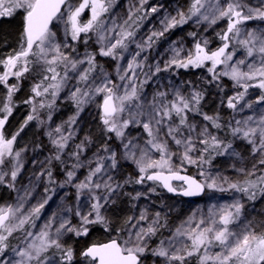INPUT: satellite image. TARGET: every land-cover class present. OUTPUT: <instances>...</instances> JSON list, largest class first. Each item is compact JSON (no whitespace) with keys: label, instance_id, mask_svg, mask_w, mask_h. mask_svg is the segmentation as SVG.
Returning <instances> with one entry per match:
<instances>
[{"label":"snow or ice","instance_id":"1","mask_svg":"<svg viewBox=\"0 0 264 264\" xmlns=\"http://www.w3.org/2000/svg\"><path fill=\"white\" fill-rule=\"evenodd\" d=\"M112 2L80 0L73 6L69 0H0V18H10L18 11L23 12L18 48L0 58V85L7 90L6 98L0 106V165H4L10 157L16 161L10 172L0 171V184L15 188L14 182L22 168V150L15 151L14 144L28 122L36 118L29 114L16 133L10 137L5 135V125L13 113V96L19 91V81L25 74L36 73L38 79L31 87L32 95L24 101L32 105V113H36L37 98L39 108L51 109L54 106L69 81L71 70L77 73V85L83 87L76 86L70 92L69 98L77 111L66 123L69 127L75 124L87 102L96 96L102 98L98 105L102 133L107 140L112 139L108 134H114L123 148L120 158L131 160L138 169L135 180L125 183L143 184L152 181L168 192L179 191L184 196L198 195L205 187L221 191L231 189L245 194L250 200L257 198V190L264 195V114L258 118L248 116L243 120H235V126L229 121L232 138L246 141L251 146L252 154L260 157L252 165L251 171L239 170L245 176L242 181L229 182L227 177L213 176L204 169V165L211 163L213 154L238 156L239 153L234 151L232 141L225 142L213 133L212 129L218 130L224 125L220 123L218 114L208 115L201 111L203 91L193 86L188 94H184L179 87L173 86L170 92L158 91L151 100L144 99L141 96L144 82L138 87L134 79L135 70L143 63L137 61L144 50L141 45H137L140 51L128 62L123 74L119 75L120 84L111 80L107 73H103L100 82L96 83L93 74L98 67L97 53H86L82 59L73 57L75 48L69 41L78 42L83 35L86 44L88 34L95 31L98 43L102 44L98 54L114 59L122 58L120 53L128 47L126 41L134 36V31H128L125 27L132 20V14L129 13L128 20L120 26L118 32L108 29L103 17L109 12ZM139 3L137 14L142 19L139 13L147 0H139ZM160 7H152L150 13L158 12ZM64 9H67V19L64 21L65 35L61 41L53 30V22L64 18ZM85 9H89L91 15L82 23L81 16ZM150 13L144 12V16ZM193 18L197 24L207 23L209 26L218 21H226V28L216 33L219 46L213 49L209 39H196L198 33L191 32L189 35L195 41L192 49L182 56V46L173 48L174 54L166 62L164 70L205 68L210 74V82H216L218 87H222L219 84L222 77L230 78L235 86L242 89L227 99V107L233 110L238 105L241 111L245 107H253L252 102L240 104L250 88L261 90L255 103H264V31L245 29L248 21L264 22V0H260L256 7L244 3V0H191L186 12L178 10L175 16H165L161 21L163 31L153 32L148 37V46H151L154 38L163 36L165 32ZM108 31H112L113 36L104 45L106 35L103 33ZM240 49L244 50V58L235 59ZM83 65L87 67L80 70ZM160 71L157 66L156 72ZM11 78L17 83H9ZM49 97L51 101L45 104L44 100ZM190 113L201 115L208 123L201 127L191 122ZM131 125L141 127L146 133L148 139L144 147L136 143V138L128 137L126 130ZM62 131V126L55 129L57 138L52 139V144L56 154L51 159L60 160V153L71 139V133L65 136ZM48 135L52 137L53 133L49 132ZM173 145L177 150H173ZM76 149L71 155L77 163L66 172L65 184L72 183L76 176L75 170L82 166L79 163L82 144L76 145ZM100 151L107 155L96 156V166L90 168L85 179L75 185L78 198L86 190L90 201L87 212H82L79 207L75 211L69 209L77 218V223L74 224L70 218L62 219L52 231L54 221L50 219L39 232L28 231L25 225L34 226V218L39 216L51 197L33 207L27 215L22 212L23 203L0 206V264H77L78 259L79 264H144L146 255L163 258L164 264H189V259L193 257L198 264H264V221L254 222L242 218L244 205L239 200L210 208L208 216L198 221L194 216L190 217L185 222L187 227L182 224L171 236L160 239L156 247H152L153 237L158 236L167 226L166 223L161 222L160 213L150 218L146 211H142L139 216L130 215L122 219H114V214H109V205H115L113 197L117 196L122 185L113 183L111 175L107 179L102 177L110 170L117 169L119 159L118 153L107 142L101 146ZM177 157L178 164L175 162ZM188 165L197 166L204 180L181 174ZM257 165L261 171L259 176L256 175ZM47 175L49 181L53 182L51 170H48ZM173 181L182 183L177 188L173 186ZM224 184H227V189ZM150 191L154 192L155 188ZM140 195L137 193L133 199H138ZM117 224L120 226L117 227ZM96 227L108 233L114 232L115 238L104 243L88 244L78 254L76 247L65 239L66 236L86 238ZM16 233L23 235L17 236L19 242L12 246L10 238Z\"/></svg>","mask_w":264,"mask_h":264},{"label":"rangeland","instance_id":"2","mask_svg":"<svg viewBox=\"0 0 264 264\" xmlns=\"http://www.w3.org/2000/svg\"><path fill=\"white\" fill-rule=\"evenodd\" d=\"M79 2L80 0L69 1V3H71L73 6H76ZM190 3L191 0H147V4L144 5L143 10L139 13V17H143L142 19H140L138 18L137 14V9L140 8L139 0H113L109 12L106 13L103 17L105 25L108 29H115V31L118 32L120 30V26L124 25V22L128 20L129 13L131 12L132 20H130L129 25H125V27L128 31H134V36L129 41H126L128 47L126 50H122V52L120 53V55H122V58L114 59L112 57H105L98 54L102 44L98 43L97 32L94 31L88 34V36L91 37L90 45L92 46L93 51L96 50V56L105 58L111 62L110 68L97 64L98 67L96 69V72L93 74L96 83L100 82V77L103 73H107L108 77L111 80H113L117 84H120L121 81L119 80V75L123 74V71L127 67L128 62L138 51H140L137 45H141L143 46L144 50L141 52L140 56L137 57V61H142L143 63L140 68H137L135 70L136 77L134 79L138 87L140 86L141 82H144L141 90V96L144 99L151 100L154 94L158 91L170 92L173 86L179 87L184 94H188L194 86L196 90L203 91V93L206 92V98L202 100L201 104L203 105L200 106L201 111L203 113H207L208 115L218 114L220 117L223 116L224 112H221V109L218 105L219 97L228 99V97L234 96L237 91H242L241 88L235 86L234 81H232L228 77H224L230 81V88H228L226 94L222 95L220 94V92L223 93L227 87H224L222 85V87H218L216 86V83L210 82L207 79V74L205 72L198 71L196 69L197 71H195L193 74H181L174 68H169L168 70L164 69L166 62H168L174 54L173 48H179L182 46L184 48V52L181 53L182 56L186 55L187 51L192 49L195 41L193 37L189 35V33L191 32L198 33L196 39H209L211 41V48L214 49L218 47L220 41L216 37V33L226 28V21H218L217 24L209 26L207 23L197 24L195 18H193L187 23L165 32L163 36L154 38L151 41V46H148V37L151 36L153 32L163 31L161 21L165 18V16H175L178 10L186 12ZM244 3L252 7H256L259 5L260 0H244ZM154 6L162 7H160V10L158 12L150 13V9ZM64 12L65 15L63 19H58L53 22V30L57 32V38L61 41L63 40L65 35L64 21L67 19V9H64ZM144 12H149L150 14L144 16ZM90 15V10L85 9L84 13H82L81 16V22H86L90 18ZM15 16L23 19V12L18 11L14 14L13 17ZM13 17L7 19H11ZM17 20L18 19H15L13 21L17 22ZM2 22L3 20H1L0 26ZM12 24L13 22H11V25L6 26V28L3 26L2 30L3 28L4 30L11 28L12 32H14L15 30ZM245 29H258L264 31V22H261L259 20L248 21ZM103 34L106 35V39L103 42V44L106 45L109 40H111L113 32L108 31ZM84 39L85 38L82 35L81 40L78 42L69 41V43L72 44V46L75 48V52L73 53L74 58L82 59L84 58L86 53H93V51L91 50V46L88 45L89 40L87 39V43L85 44ZM17 43L18 39L16 38L10 44L8 42V45H6L7 47L4 49V52L0 54V58L15 50ZM80 43L84 44V46L82 47ZM241 58H244L243 49H240L235 57V59ZM157 66L161 69L160 72H156ZM83 67H87V65L81 66L80 70H83ZM25 76V78H22L19 81V84H21V89L23 88L22 90L24 92H29L31 91V87L37 81L38 77H36L35 72L25 74ZM76 76L77 73L69 70V81L66 87L57 97L54 106L51 109L47 107L39 108V100H37L38 114L37 112L32 113V105L24 103L21 106L22 110L19 111L16 117H14V112L16 109L11 115V117L13 118L10 124L12 125V129H17V126H21V124H23L24 120L27 118L23 109H26L30 114H37L36 118L40 117L41 113L45 114V116L47 117V121L45 124L46 128L44 131V135L47 138V140H45V145H47V143L50 144L45 146L41 142H39V140L42 138L41 135H37L38 131L36 130V128L38 127V125L36 122H34L36 121V118L32 121H29L25 126L28 128L23 129V131L20 132L14 144L15 151L22 150L20 157V164H22V168L17 176L16 181L14 182L15 188H9L6 184H0V206H17L20 203H23L24 207L22 209V212L25 215H27L33 207L42 203L46 198L51 197L50 199H48V203L44 205V208L41 210L39 216L34 218V226H32V224L25 225V228L28 231H32L33 233L39 232L41 228H43L44 225L49 222L50 219L54 221L52 229V231H54L55 227H58L59 223L62 221V217L60 216L61 213L69 211L71 205L75 209L79 207L82 212H87L89 210L88 204L90 203V201L88 199L87 191L85 190L84 192L80 193L78 198L75 185L85 179V177L89 173L90 168H94L96 166V156L107 155L106 153L100 151L103 144H105L106 142L109 143V140L107 141V137L101 131L102 125L100 121V109L98 107L102 99L100 96L94 97L83 106V111L80 112L75 124H72L69 127V125L66 123L70 117L75 116L77 111L75 104H72L74 102L69 98L70 92L76 86L83 87V85H77ZM10 80L11 83H17L14 78H11ZM186 82L191 83L188 84ZM260 94V89L250 88L245 96V100L241 101L240 104L243 105L248 102L253 103L257 100ZM29 97H26L25 99L28 100ZM50 101L51 98L49 97L44 100V103L47 104ZM1 104H3V100H1ZM256 105L259 107V114L255 117L258 118L260 114H264V111H262V109H264V103H256ZM247 109L248 108L245 107L241 111L240 105H238L236 110L230 109L232 112L229 113V115H232V117L227 115V118L232 122L233 126H235V120H243L250 116ZM49 114H51V119H49ZM197 116L199 118L195 120L189 118V120L203 127L204 125L202 122V116L199 114H197ZM125 118H127V116H125ZM57 126H62L63 135L67 136L69 135V133H71V139H69L67 147L62 153H60V160L51 159L56 154V148L52 144V139L57 138L55 134V129ZM17 131L18 130H16V132ZM126 131L129 138H136V143L139 144L140 147H144V143L148 139V137L146 133L143 132V129L141 127L137 125H131ZM49 132L53 133L52 137H49ZM213 133L224 139L220 133ZM108 135L113 136L114 134ZM81 144L83 150L80 153L79 163L82 166L75 170L76 176L73 179L72 183L65 184L64 181L66 180V172L68 170H72L71 166L77 163L76 158L73 157L71 153L77 150L76 145ZM50 146L54 148L53 152L51 151ZM110 146L114 151L118 153V156H121V154L123 153L122 147L118 149L113 144H110ZM172 147L173 150H177L174 145ZM233 149L235 152L239 153L238 156L230 154H225L222 156L216 155V158L218 156L219 159V161H217V164H213L212 167L209 166V169H207V167L204 165V169L213 176L227 177L229 182L242 181L245 176L239 170L245 169L246 171H251L252 165L256 163V161L259 160L260 157L254 156L252 154L251 146L244 140H242L240 143H233ZM248 153H250V155L246 157ZM153 156L155 157V153H153ZM8 159H11V166L4 169L3 165H0V171L10 172L12 170V167L16 164V161L13 158L10 157ZM8 159L6 161H8ZM175 162L177 164L179 163L178 157L176 158ZM128 165H133L132 167L134 171L138 174V169L131 160H125L121 158V161H119L118 163L117 169L110 170L102 178L107 179V176L111 175L113 177V183H119L122 185V187L117 191V196L113 197V199L116 201L115 205H112L113 210L114 206L115 208L117 206V209H126V204H128L132 205V209L130 211H127V213H129L127 216H139V214L147 206L146 201L150 200L147 197V194L149 195L152 192L150 191V189H152L153 187L145 183L136 184V190H134V192H130L129 187H127V183H125V181H128L127 178L130 174V170H127L125 167ZM53 166L57 168L55 169L57 173L55 172L53 174ZM192 166L196 168V178L203 181L204 177H201L199 175L200 169H198L197 166L188 165L186 166V170ZM257 169L258 170L256 171V175L259 176L261 174L259 165H257ZM48 170H51L52 172L53 182L49 181V177L47 175ZM46 188L48 189L47 192H45ZM224 188L227 189V184H224ZM73 192L76 197L70 200L69 196ZM137 193L141 194L140 197H143V200L134 199L137 200V202H131V204H129L127 202L129 197L133 199V197H135ZM179 200L184 201L181 206L178 205L177 200L174 197L168 196L165 200H162L164 206L162 214L164 216L168 215V213L179 215V219H175L168 236L172 235L175 229L182 224L187 227L188 225L185 222L188 221L190 217L194 216L195 220L198 221L200 218L208 216L210 208H213L214 206L219 207L220 205L229 204L235 200H239L244 205L242 218L246 220H252L254 222L264 221V195L260 194L258 190L257 198L255 200H250L245 194L238 193L231 189L221 191L218 188L210 189L205 187V194L201 198L196 200ZM110 209L111 204L109 205V212ZM109 214L113 213L110 212ZM125 215L122 218H124ZM67 218H69V215L65 214L64 219ZM22 235L23 233H16L13 237L10 238V240L15 239L18 241L16 237ZM109 235L110 237L114 238V232L110 233ZM65 239H67L68 243L72 244L73 238L71 236H66ZM158 242L159 240L156 241L152 245V247H156ZM16 244H14V246ZM215 250L216 249H213V251ZM150 258L153 257L151 256ZM190 259L194 260V262H192L193 264L197 262L196 258L194 257ZM151 261L155 264H164L163 258H155L154 260L151 259ZM77 264H79V259L77 260Z\"/></svg>","mask_w":264,"mask_h":264},{"label":"trees","instance_id":"3","mask_svg":"<svg viewBox=\"0 0 264 264\" xmlns=\"http://www.w3.org/2000/svg\"><path fill=\"white\" fill-rule=\"evenodd\" d=\"M16 17V16H15ZM13 17L11 19H7V18H2L0 19V22L1 20H3V22L1 23V26H0V54H2V52H4V49L7 47L6 45H8V42L9 44L16 39H18V43L15 47V49L18 48V45H19V39H20V32L22 30V19L20 17ZM15 19H18L17 22L16 21H13ZM139 20V19H138ZM11 22H13V28H14V32H12L11 28L10 29H5L3 28L2 30V27L4 26L6 28V26L8 25H11ZM19 25V26H18ZM18 26V27H17ZM12 32V33H11ZM88 45H90V41H91V37L88 36ZM82 45V47L84 46V44L80 43ZM91 46V45H90ZM91 50L93 51L92 49V46H91ZM96 50L93 51V53H95ZM3 58V57H2ZM96 63L99 64V65H102V66H105V67H108L110 68L111 66V62L105 58H100L99 56H96ZM173 69V68H172ZM175 69V68H174ZM112 70V69H111ZM177 70V69H175ZM198 71H202V72H205L207 74V79L210 81V74L207 73L206 69L205 68H201V69H197ZM195 68H190V69H178L177 71L181 74H193L195 71H197ZM0 71L1 68H0ZM26 77V76H25ZM24 77V78H25ZM37 77V76H36ZM38 79V78H37ZM213 83H216V82H213ZM219 84L224 86V87H227L224 92H220V94L224 95L226 94V92L228 91V88H230V81L227 80L226 78L222 77L221 80L219 81ZM211 85V84H210ZM216 86H217V83H216ZM21 89V84H19V91H17L14 96H13V111L15 109H17L18 107H21L23 104H24V100H26L25 98L29 97L32 95L31 91L29 92H24L22 89ZM6 95H7V90L6 88L3 86V85H0V106L2 105L1 104V100H3L4 102V99L6 98ZM206 98V92H204V99ZM203 99V100H204ZM37 100H39L37 98ZM202 103V101H201ZM203 105V104H201ZM200 105V106H201ZM220 109H221V112H224L223 116L220 117V123L222 125H224V127H222L221 129H212L213 132H217V133H220L225 142H228V141H232V143H240L242 140L240 139H233L232 136H231V133H230V130L228 128V123H229V119L227 118V115H229V113H231L232 111L227 107V98L224 99V98H220L219 97V103H218ZM248 113L250 116H257L259 114V107L256 105L255 102H253V107L251 109H247ZM262 111H264V109H262ZM38 113V109L36 111ZM232 117V115H229ZM12 117L10 116L9 117V122H7V124L5 125V134L7 133V131L9 130V128L11 127L12 128V125L11 122H12ZM195 120V119H194ZM202 122H203V125L207 124L208 122L204 121L202 119ZM235 124V123H234ZM233 126V125H232ZM37 135H41V138L39 140V142H41L43 145H45V140H47V138L45 137V135L43 134L42 136V133H37ZM108 141V140H107ZM109 143L110 144H113L114 146H116V148H121L122 145H121V142L119 140H117L115 138V136L113 135L112 136V139L109 140ZM50 144V143H47V145ZM45 145V146H47ZM51 151L53 152L54 151V148L51 147ZM251 153V152H250ZM250 153L247 154L246 157H248L250 155ZM120 156H118V159L119 161H121V158H119ZM216 159V160H215ZM11 159L8 161H6V163L3 165V168L6 169L8 167L11 166V163H10ZM217 161H219L218 159V156L216 158V155L213 154V158L211 159V163L210 164H207L205 165L207 167V169H209L210 167L213 166V164H217ZM133 165H128V166H125L127 170H130V174L128 175V178L127 180L128 181H134L135 178L137 177V173L134 171ZM210 166V167H209ZM260 167V166H259ZM55 169H57L55 166H53V174L56 172ZM195 171H196V168H194L193 166L192 167H189L185 173L187 174H190V175H194L196 177V174H195ZM7 172V171H6ZM128 172V171H126ZM57 173V172H56ZM57 177V176H55ZM198 179V178H197ZM136 184L137 183H134V182H129L127 183V187H129V190L130 192H134V190H136ZM145 184H148V185H151L153 188H155V191L151 192L149 195L147 194V197L150 199V200H147L146 203H147V206L146 208L143 210V211H146L148 216L151 218V217H154L156 213H160L161 215V222L162 223H166V227L163 228L161 230V232L158 234V236L156 237H153L152 241H151V246L158 240H160L161 238H166V237H169L168 234H169V231L171 230L173 224H174V221L175 219H179V215L178 214H173V213H168V215L164 216L162 214V211L164 209V206H163V202L162 200H165L168 196L163 194V192L161 191L160 187L155 184V183H150L148 181L145 182ZM76 197V195H74V192L69 196V199L72 200ZM137 200H143V197H139ZM137 200H134V199H131V197H129V199L127 200V202L129 204H131V202H137ZM178 205H182L184 203V201H180L178 200L177 201ZM249 204V203H248ZM127 205V208L126 209H117V206L115 208L114 206V210H113V207L111 205V209H110V212H112L114 214V219L115 218H120L122 219V217L125 215V217L129 214L127 213V211H130L132 209V205ZM70 209H72L73 211H75L76 209L72 207V205L70 206ZM179 211V210H178ZM109 212V213H110ZM65 214H68L69 215V218L72 220V222L75 224L77 223V218L72 215V213H70L69 211L67 212H62L61 213V217L62 219H64V215ZM59 216V217H60ZM60 217V218H61ZM117 227H119L120 225H116ZM110 233L108 232H105L104 230H102L101 228L99 227H96L94 228L88 237L86 238H82V239H77L75 237H72L73 238V242L72 244L74 245V247H76L77 249V254L79 253L80 250H82L84 247H86L88 244H91L93 242H99V243H104V242H107L109 239L113 238V237H110L109 235ZM171 236V235H170ZM114 238H115V233H114ZM155 241V242H154ZM16 242L18 243L19 241L15 240V239H11L10 240V244L12 246H14V244H16ZM151 255H146V258H145V262L144 264H155L154 262L151 261V259H155V258H150ZM192 262H194L193 259H190L189 260V264H193ZM195 264H198V262H196Z\"/></svg>","mask_w":264,"mask_h":264},{"label":"bare ground","instance_id":"4","mask_svg":"<svg viewBox=\"0 0 264 264\" xmlns=\"http://www.w3.org/2000/svg\"><path fill=\"white\" fill-rule=\"evenodd\" d=\"M74 104V103H72ZM71 108V107H70ZM22 110L21 107H18L15 112H14V117H16V115L19 113V111ZM23 111L25 112L26 116H28L30 113L27 112V110L23 109ZM38 114V113H37ZM37 114H34L35 117L37 116ZM189 118L194 120V119H197L199 118L197 116L196 113H191L189 114ZM34 120V119H33ZM46 121H47V117L45 116V114L41 113V116L36 118V122L38 127L36 128V130L38 131V133H42L44 134V131H45V124H46ZM22 125V124H21ZM18 128L17 129H12L11 127L9 128V130L7 131V133L5 134L6 136L10 137L12 135V133L14 134L16 132V130L20 129V126H17ZM28 127H24V129H27Z\"/></svg>","mask_w":264,"mask_h":264},{"label":"water","instance_id":"5","mask_svg":"<svg viewBox=\"0 0 264 264\" xmlns=\"http://www.w3.org/2000/svg\"><path fill=\"white\" fill-rule=\"evenodd\" d=\"M181 174H186V175H189L187 173H181ZM191 176V175H190ZM173 184H181L182 182L180 181H173L172 182ZM161 189L163 190V192L169 196H172V197H175V198H180V199H183V200H196V199H199L201 198L204 194H205V189L203 190V192H201L200 194L198 195H194V196H184L181 192H168L167 189L163 188L162 186H160Z\"/></svg>","mask_w":264,"mask_h":264},{"label":"flooded vegetation","instance_id":"6","mask_svg":"<svg viewBox=\"0 0 264 264\" xmlns=\"http://www.w3.org/2000/svg\"><path fill=\"white\" fill-rule=\"evenodd\" d=\"M9 83H11V80L9 81ZM6 128V127H5ZM152 183V182H151ZM181 184H173V186L174 187H177V188H179V186H180ZM177 201L179 200V199H176Z\"/></svg>","mask_w":264,"mask_h":264}]
</instances>
